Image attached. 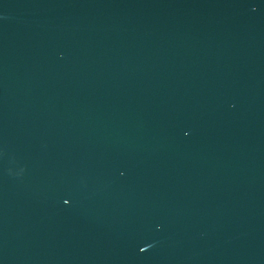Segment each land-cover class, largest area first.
Here are the masks:
<instances>
[{
	"label": "water",
	"instance_id": "1",
	"mask_svg": "<svg viewBox=\"0 0 264 264\" xmlns=\"http://www.w3.org/2000/svg\"><path fill=\"white\" fill-rule=\"evenodd\" d=\"M0 264H264V0H0Z\"/></svg>",
	"mask_w": 264,
	"mask_h": 264
},
{
	"label": "snow or ice",
	"instance_id": "2",
	"mask_svg": "<svg viewBox=\"0 0 264 264\" xmlns=\"http://www.w3.org/2000/svg\"><path fill=\"white\" fill-rule=\"evenodd\" d=\"M64 203H65V204H68L69 201H68V200H65ZM140 250H141L142 252L145 251V249H143V248H141Z\"/></svg>",
	"mask_w": 264,
	"mask_h": 264
}]
</instances>
